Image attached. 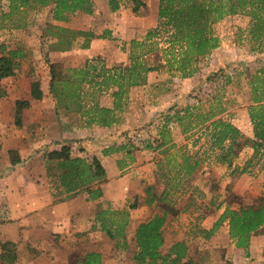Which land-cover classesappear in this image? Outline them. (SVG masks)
I'll return each instance as SVG.
<instances>
[{
    "label": "trees",
    "instance_id": "16d2710c",
    "mask_svg": "<svg viewBox=\"0 0 264 264\" xmlns=\"http://www.w3.org/2000/svg\"><path fill=\"white\" fill-rule=\"evenodd\" d=\"M105 2L110 11H117L130 4L134 14L147 12L145 0ZM43 9L47 19L39 29L40 36L48 41V52L68 51L75 43L79 48L85 49L94 37H111L109 29L102 34H95L91 28H70L50 20L66 22L75 12L92 14V0H0V29L7 26L25 28L29 24L28 16L32 13L41 14ZM231 14L247 16L250 37L259 39V44L264 42V0H158L156 25L148 27L140 40L132 38L127 43L130 56L128 65L107 67L98 57L86 59L81 66L75 67H64L62 62L48 61V91L56 110L64 114H77L78 124L82 126L110 127L118 124L121 120L120 113L127 103L128 90L146 84V74L158 68V65L150 64L144 59L145 54L153 49L145 48L137 52L138 48L147 46L148 41L159 35L161 30L164 31L167 69L175 71L180 77H190L198 70V62L218 45V38L213 34L211 24ZM25 57L26 52L22 46H9L0 42V97L6 95L1 80L14 75ZM249 87L252 103L247 108V114L251 136H245L230 121L215 117L223 111L219 104H216V108L211 107L205 111H201L199 105L186 106L181 110H174L173 116L165 114L160 140L152 148L168 141L165 138L166 128L171 120L179 124L182 133L208 122L205 128L209 134V147L218 150L216 160L229 168L230 176L246 173L252 163H260L264 177V76H252ZM31 93L40 96L39 81L32 82ZM103 95L110 97L111 105L99 101V97ZM244 146H249L252 153L239 166L233 158ZM118 147L123 148L124 145ZM82 150L80 148L78 151ZM8 153L12 165L20 161L15 149L8 150ZM188 158L190 155L183 154L176 172L172 175L165 174L164 188L159 194L152 184L146 183L143 177L139 178L147 206L154 207L163 203L173 205V195L180 190L178 198L181 199L184 193L185 195L177 214L193 213L190 207L195 204L194 199L204 198L205 191L197 186L185 188L184 177L192 178V173L200 164L199 159L191 162ZM44 167L46 181L51 185V194L56 201L70 199L80 192L86 194V200H97L102 196L101 185L107 180L105 168L94 155L75 154L69 142L45 152ZM215 198L216 194L211 191L207 204L213 203ZM136 206V196L127 198L125 206L120 209L97 205L92 225L107 232L111 238L122 240L121 247H126L129 212ZM217 207L215 206L216 209ZM196 208L199 209L198 206ZM209 213L212 214L211 211ZM205 214L207 208L205 212L193 216L192 221L197 222ZM167 215L166 208L153 211L147 219L136 225L133 230L135 251L131 258L132 264H194L185 240H175L167 247L164 246ZM224 221L228 235L236 247L247 250L250 236L264 233V182L256 205H240L237 208L227 206L209 229L199 227L197 231L208 237ZM16 259L15 242L0 241V264H13ZM81 264H102L101 252L86 251Z\"/></svg>",
    "mask_w": 264,
    "mask_h": 264
},
{
    "label": "rangeland",
    "instance_id": "374dc122",
    "mask_svg": "<svg viewBox=\"0 0 264 264\" xmlns=\"http://www.w3.org/2000/svg\"><path fill=\"white\" fill-rule=\"evenodd\" d=\"M145 1L153 7L157 5L158 0ZM130 6L128 4L117 11L102 9L104 11L100 10L95 16H87L88 14L83 12L73 13L66 22L58 21L57 24L70 28L94 27L99 30V34L109 29L111 37L103 38L94 50L97 52L90 53V58L98 57L107 67L125 66L130 62L127 45L130 37L134 36L131 39L140 40L151 21L146 14H134ZM46 19L43 9L41 14L32 13L28 16L29 24L25 28L7 26L0 29V42L9 46L20 45L26 52V57L21 60L17 73L20 74L23 71L31 83L36 80L39 81V85L42 78L48 75V61H59L64 67H75L81 66L86 59H90L86 57L89 52L79 48L76 43L70 50L63 51L64 53L58 56L50 54V51H47L48 41L40 36L39 29ZM248 26L249 18L241 14L227 15L213 22L211 30L218 38V45L198 62V70L190 77H180L175 71L167 69L168 64H166L164 53L167 43L164 31L161 30L159 35L148 41L147 46L144 45L137 49V52L145 48L153 49L145 54L144 59L150 64L158 65V68L146 74V84L134 86L128 90L126 106L120 113V121L123 123L124 118H128L129 127L126 133L129 135L125 141L132 144L133 152L137 149L140 151L156 149L152 147L160 140V129L165 114L173 116L174 110H181L186 106L199 105L201 111H205L211 107L216 108V104H219L223 107V111L215 117L230 121L245 136H251V124L247 114V108L252 103L249 80L255 75L264 76V42L259 44V39L251 38ZM113 30L117 32L112 34ZM119 33L121 35H118ZM99 101L102 104L109 103L110 97L100 96ZM24 102L22 101L21 105ZM160 106H164L163 110ZM18 114L17 111L15 118ZM65 120L66 123H76L78 116L72 114ZM207 124L208 122L198 124L182 133L179 124L171 120L167 124L165 138L167 140L171 138L182 144L180 149L168 150L167 156L159 152L154 153L151 172L145 170L142 173V169L136 166L125 177L122 175L126 171L120 173L116 177H120L123 188H126L130 180L134 179L132 177H139L143 174L153 177L154 182L158 179L160 182L158 186L163 185L165 174H174L182 155L185 154L190 155L188 159L191 162L195 159L200 160L192 178L184 179L185 188L197 186L205 190L204 198L194 199L195 204L191 208L195 215L205 212V208H207V214L211 211L216 216L227 206L237 208L240 205H256L264 182L260 163H252L246 173L230 176L229 168L225 164H219L216 160L215 154L218 150L209 147V134L206 133L205 128ZM80 148L79 144L72 143V150L75 154ZM251 153L252 149L244 146L233 159L241 166L246 159H249ZM211 191L216 194V198L213 203L207 204ZM178 194L180 190L173 195L175 204H158L154 210L161 211L166 208L170 220L176 225H181L189 218L188 213L177 214L178 206L185 193L181 195V199L178 198ZM197 206L199 209L196 208ZM215 206H218L217 209ZM83 221L85 229H78L76 231L78 240L72 241L68 246H55L54 244L44 246L42 243L31 244L22 240L19 246H16L17 259L13 264H81L82 257L88 250H102V253L107 251L103 253V264H132L131 258L135 251L133 245L126 241V247H121L122 240L111 238L107 232L97 229L92 225V218H85ZM169 233L172 232L166 229L165 234ZM58 237L55 241L60 243ZM38 258L43 259L38 260ZM259 264H264V261Z\"/></svg>",
    "mask_w": 264,
    "mask_h": 264
},
{
    "label": "crops",
    "instance_id": "0c3cea01",
    "mask_svg": "<svg viewBox=\"0 0 264 264\" xmlns=\"http://www.w3.org/2000/svg\"><path fill=\"white\" fill-rule=\"evenodd\" d=\"M92 2L93 12L87 16H95L100 10H108L105 0H92ZM156 6L150 7L147 4L146 16L151 20L148 27L156 25ZM91 29L95 34H99V30L94 27ZM116 32L113 30L112 34ZM102 40L103 38L94 37L89 47L82 49L89 52L86 57L90 58V53L97 52L94 50ZM51 53L58 56L64 52L50 51ZM1 83L6 95L0 97V241L11 240L16 246H19L22 240L31 244L42 243L44 246H52V244L68 246L72 241L78 240L76 231L85 229L83 220L93 219L94 208L96 209L97 205L120 209L125 206L127 198L136 196L137 206L130 210L126 226L128 234L126 240L135 249L133 230L139 222L147 219L153 211H157L154 210L155 206L149 207L144 203L139 178L143 177L147 180L146 183L152 184L157 194L162 191L164 184L158 186L160 183L158 179L154 182L153 177L143 174L132 177L134 179L123 188L120 177L116 176L126 171L122 175L125 177L136 166L142 169V173L145 170L151 172L154 153L159 152L167 156L168 150H178L182 144L170 138L156 149L141 151L137 149L133 152L132 144L125 141L129 135L126 133L129 127L128 118H124V123L120 121L110 127L82 126L78 124L79 121L66 123L65 119L72 114L59 113L56 110L54 100L48 91V75L42 78L39 85L40 96L31 94L32 83L23 71L20 74L16 71L14 75L3 78ZM22 101L26 102L21 105ZM106 105H111V102ZM161 107L163 110L164 106ZM17 111L19 114L15 118ZM65 142H69L71 148L72 143L79 144L83 150L78 151L77 154L94 155L105 168L107 180L101 185L102 196L99 199L86 200V194L83 192L67 200L56 201L52 196L53 190L45 177L44 153ZM122 144L123 148L118 147ZM10 149H15L20 158V161L14 165L10 163L8 153ZM196 171L197 169L192 175ZM184 179L187 180L188 177ZM220 213L218 212L216 216L205 214L200 221L193 222L192 217L195 215L193 210L192 214L188 213L189 220L181 225H176L167 215L164 225V246L167 247L175 240H185L194 264L263 262L264 233L251 235L248 249L244 250L236 247L229 237L226 222L208 237L202 236L197 231L199 227L209 229ZM166 229L172 233L166 235ZM57 237L60 243L55 241ZM100 252L102 253V250ZM42 259L38 258V260Z\"/></svg>",
    "mask_w": 264,
    "mask_h": 264
}]
</instances>
